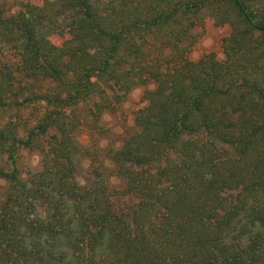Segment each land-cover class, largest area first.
Here are the masks:
<instances>
[{
    "label": "trees",
    "instance_id": "obj_1",
    "mask_svg": "<svg viewBox=\"0 0 264 264\" xmlns=\"http://www.w3.org/2000/svg\"><path fill=\"white\" fill-rule=\"evenodd\" d=\"M34 1L0 0V264H264V0Z\"/></svg>",
    "mask_w": 264,
    "mask_h": 264
},
{
    "label": "rangeland",
    "instance_id": "obj_2",
    "mask_svg": "<svg viewBox=\"0 0 264 264\" xmlns=\"http://www.w3.org/2000/svg\"><path fill=\"white\" fill-rule=\"evenodd\" d=\"M9 1V0H8ZM13 2H19L20 0H10ZM27 2L28 0H21ZM34 1V0H33ZM42 2L43 0H37ZM35 2V1H34ZM231 33V28L229 26L225 27H214L213 25L208 24L205 28L204 34L202 35L199 42L193 48L189 57L193 61H199L203 56L209 53H215L219 61L225 59L223 51V39L228 37ZM53 41L56 45H61L63 39L59 36H54ZM155 85H149L148 87H138L133 90L129 96V99L126 103L121 105L116 113L108 114L104 117L102 125L106 129V134L104 137H94L93 142L96 143L97 151L104 158L106 152L110 149H117L121 146L122 140L135 133L134 117L136 113L146 106L145 101L143 100V95L146 90H153ZM25 112V111H24ZM30 117L29 120L28 118ZM25 120L34 123V119L30 113L25 112ZM81 141L84 144H87L89 148H92V141H88V135L84 134L81 137ZM26 164L31 167L33 170L40 169V156L37 153H30L25 156ZM99 163H92L88 161L85 163L86 170L91 171L92 168H96ZM4 187L0 186V203L3 197Z\"/></svg>",
    "mask_w": 264,
    "mask_h": 264
}]
</instances>
